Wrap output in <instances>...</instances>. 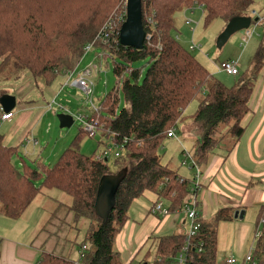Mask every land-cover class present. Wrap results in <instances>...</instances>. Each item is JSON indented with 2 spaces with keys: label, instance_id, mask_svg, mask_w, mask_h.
<instances>
[{
  "label": "trees",
  "instance_id": "1",
  "mask_svg": "<svg viewBox=\"0 0 264 264\" xmlns=\"http://www.w3.org/2000/svg\"><path fill=\"white\" fill-rule=\"evenodd\" d=\"M195 3L204 5L208 26L215 20L227 25L234 18L248 16L254 0H147L142 8L143 25L150 40L144 49L137 51L118 42L106 51L114 57L117 84L100 101L95 117L105 126L103 136L124 146L122 157L115 161V173L107 159L80 152L82 135L51 168L41 162L31 166L19 147L5 145L0 136V205L7 217L21 219L42 192L59 191L73 201L68 213L75 220L88 222L86 251L82 250L78 263L44 253L40 264H125L117 242L135 204L151 193L158 199L155 204L163 202L170 213H175L192 194V182L162 161L160 152L170 139L169 132L178 133L181 123L188 119L201 128L191 155L195 169L206 167L223 147L228 146L230 152L245 134L249 104L264 70V35L249 75L227 87L176 38L177 16ZM123 4L124 0H0V71L13 65L16 71L41 78L45 86L53 84L63 73L77 69L86 47L115 13L123 10ZM151 18L155 25L148 22ZM159 43L162 50L157 48ZM142 61H148L145 74L134 69ZM196 100L197 110L187 116L186 110ZM123 170L127 175L117 192L115 209L104 223L95 209L99 184L105 176ZM229 212H220L212 229L202 224L186 253V264H217L218 228L233 219ZM261 220L264 208L257 225ZM261 231L254 253L258 264H264V224ZM185 239V235L153 239L142 264H177ZM200 248L202 252H198ZM152 250L154 259L148 263Z\"/></svg>",
  "mask_w": 264,
  "mask_h": 264
},
{
  "label": "rangeland",
  "instance_id": "2",
  "mask_svg": "<svg viewBox=\"0 0 264 264\" xmlns=\"http://www.w3.org/2000/svg\"><path fill=\"white\" fill-rule=\"evenodd\" d=\"M127 1L124 0L123 10L115 13L114 17L121 15L124 7H127ZM185 11L177 16L178 31L176 38L178 37V42L190 52L193 43L201 46V50L192 51V55L218 81L227 87H233L239 83L244 75H249L255 53L263 40L264 22L257 24L255 34L247 45L243 44V31H240L233 35L223 48H219L218 38L227 26L225 21L215 20L206 26L205 10L204 13L198 8L193 13L191 11L185 13ZM253 11L258 13L257 18L262 19L264 17V0H254L253 6L247 12L248 17H251ZM114 17L110 21L114 20ZM187 20L199 23V25H190ZM192 29L195 30L194 33ZM159 45L162 46L161 43ZM109 50L110 46H98L93 52L83 57L77 70H86L92 64L102 69L100 74L91 78L95 85L94 96L87 97L78 88L70 89V95L66 91L68 96L64 97L63 95L61 97L65 109L73 111L77 115L85 116L88 111L92 110L89 106L91 100L98 105L115 88L117 79L113 72L114 57L106 52ZM96 55H99V57L97 58ZM237 60H239L238 76H230L218 70L221 63ZM147 62L142 61L136 64L134 69L141 70L145 74L148 66ZM80 71L78 73H81ZM64 82V79L60 77L53 84L45 86L41 78H35L29 72L16 71L13 65L7 66L3 71L1 70L0 98L3 95L13 96L17 99V106L13 110L15 119L0 124V136L5 137L8 146H19V153L31 166L36 167V162H41L42 165L51 168L74 140L82 135L80 152L87 156H95L98 159L107 153L109 155L107 156L108 167L110 171L115 173L117 170L115 154L118 150L103 136L101 131L96 132L94 135L87 134L83 132L79 122H75L72 128L61 129L58 115L64 114L63 111L57 114L46 113L47 105L51 103ZM120 97V106L124 108L126 103L121 93ZM198 105L199 101L193 102L186 110V115L192 116ZM104 127L103 125V129ZM183 134L181 126L176 137L166 140L160 152L163 163L169 165L172 169L179 170L180 174L187 167L186 161L188 164V160L191 159V156H184V152H182L183 143L180 138L184 137ZM32 139L38 141L36 148L27 144V141ZM187 148L189 151L193 150L192 147L187 146ZM15 163L21 165L18 159H15ZM195 181L196 178L194 183ZM198 188H200V180ZM72 203L71 197L62 192L44 191L36 197L30 209L19 220L7 217L4 214L3 206L0 205V246L9 242L29 246V244L35 242L34 247L36 248V254L39 253V259L44 253H49L48 250L52 248L58 250V253H54L56 256L64 257L68 250H74L76 257H78L77 252L82 251L85 245L86 232L84 234V231L87 226L85 219L75 220L72 213L70 214L72 218H64L65 211L68 213ZM53 219L59 221V230L52 228ZM218 229L220 232L217 264H226L229 258L242 261L250 254L252 248L254 249L253 254L255 253L259 240V238L256 239L258 225L255 220L251 221L247 218L240 221L236 218L232 223H221ZM53 245L57 247H53ZM148 251L149 248L141 254L142 259ZM154 255L155 252L150 251V257L147 258L148 263H152ZM36 264H39V261H36ZM132 264H142V260L138 259Z\"/></svg>",
  "mask_w": 264,
  "mask_h": 264
},
{
  "label": "crops",
  "instance_id": "3",
  "mask_svg": "<svg viewBox=\"0 0 264 264\" xmlns=\"http://www.w3.org/2000/svg\"><path fill=\"white\" fill-rule=\"evenodd\" d=\"M96 57L98 58L97 55ZM78 71L80 70H77V74H79ZM83 71L84 69L80 72ZM249 107L251 113L244 121L246 132L235 148H232L230 152L228 146L217 150L207 166L201 169H195L189 159L188 164L185 160L187 167L184 172L180 174L178 170L184 179L192 182L191 187L194 186L193 182L198 170L200 188L186 198L183 209L186 205L193 203L202 224L211 229L220 212L230 211L233 219L229 223L235 221L236 218L240 221L249 218L251 221L255 220L257 224L259 212L264 208V70L260 74ZM181 126L184 132V137L180 138L183 143L180 142L183 145L182 152L184 156H191L193 150L189 151L187 146L195 148L201 137V128L195 125L192 119L185 120ZM3 138L4 144L7 145L5 137ZM28 141H33V139ZM35 141L38 145V141ZM157 200L155 195L147 193L135 204L131 220L125 226L117 242L125 264H132L138 259L142 260L141 254L151 246L153 239L187 234L189 221L184 210L171 213L168 217L160 215L156 217L150 214L151 209L157 205L155 204ZM163 204L167 207L165 203ZM64 215V218H72L66 211ZM53 220L52 228L59 230V221ZM86 226L88 227L87 221ZM219 232L218 229V241ZM34 243L29 246L15 242L1 245L0 264H36V261L40 264L42 256L39 259ZM48 252L54 254L58 253V250L52 248ZM81 252L78 251V257H76L74 250H68L61 258L78 263Z\"/></svg>",
  "mask_w": 264,
  "mask_h": 264
},
{
  "label": "built area",
  "instance_id": "4",
  "mask_svg": "<svg viewBox=\"0 0 264 264\" xmlns=\"http://www.w3.org/2000/svg\"><path fill=\"white\" fill-rule=\"evenodd\" d=\"M145 1H147V0H143V2H145ZM196 8H198L199 10H201L204 13V5H199L198 3H195L194 6L191 9L186 10L185 13L187 11H191L193 13V11ZM126 17H127V7L125 6L124 11L121 13V15L114 17V20H111L110 22H108L102 28V30L99 32V34L96 36L95 40H93L86 47L84 57L87 54L93 52L94 49L97 48L98 46H110V49H111V48H113V45H116L118 42L120 43V29H121L120 26L122 27V25L126 21ZM257 17H258V13L256 11H253L251 13L252 24H251L250 28L247 30H244L243 34H242V42L244 45H247L249 43V41L251 40V38L253 37V35L255 34V29L257 27V24L262 22V21L264 22V17L262 19L258 18L259 22H254V18H257ZM148 22L150 23V25H152V24L155 25V22L152 18L149 19ZM187 23H189L190 25L191 24L199 25V23H195L191 20H187ZM192 32L194 33L195 30L192 29ZM118 36H119V38H118ZM177 39H178V37H177ZM149 40H150V36H147L146 41H149ZM97 42H99V43H97ZM98 44H101V45H98ZM158 49L162 50V46L159 45ZM196 50L200 51L201 46L193 43L191 46V51H196ZM97 56L99 57V55H97ZM238 65H239V60L227 61V62L221 63L218 66V70L220 72L226 73L230 76H238L239 75ZM101 72H102V69L100 67L92 64L89 68H87L86 70H84L83 72H81L79 74H77V69H75L74 71L63 73L62 79H64L65 82L61 86V88L57 92V94H55L51 103H49L47 105L46 113L51 112V113L57 114V113H60V111H63L64 114L71 115L74 119V123L79 122L80 125L82 126V130L87 134L94 135L96 132L102 131L103 125L100 123V120L95 117V113L98 112L100 109L99 103L97 105L95 102H93L91 100L89 106L92 110L89 111L88 114L84 116V115H77L73 111L65 109L62 105L63 99H61V97L63 95H64V97L68 96L66 94V91L70 95L71 94L70 89H74V88L81 89V91H83L87 95V97L94 96V86L95 85H94V82L91 80V78L100 74ZM13 117H14L13 112L7 114L0 107V122L5 123L7 121H11L13 119ZM168 137L170 139L175 138L176 137L175 130H171L168 134ZM27 143L29 145L34 144L35 146L37 144V142L35 140L27 141ZM111 144L118 150L117 153L115 154V157L116 158L122 157V155H123L122 153L124 152V146L121 144L119 145V144L113 143L112 141H111ZM107 156H109V155L107 153H105V155L99 159H102V160L107 159ZM195 178H196V181H195V183L193 182L194 186L191 188V193H193L199 186V172H198V170H197ZM182 210H184V212L187 215V219L189 221V228H188L187 234L185 235L186 236L185 246L176 259L177 264H186V253L190 249L191 245H193L192 244L193 240H195L198 237V235L201 231V228H202V222L200 220V216H199V214L195 208V205L193 203H190V205H186L185 208ZM150 214L152 216H156V217L159 215L162 217H168L171 213H170L168 207H166L162 202H160L155 207H153L151 209ZM263 224H264V220H261L260 223L258 224L256 239L261 237V234H262L261 228H262ZM82 250L86 251V247H83ZM253 250L254 249L252 248L250 254L242 262H239L233 258H229L226 261V264H258L254 260ZM198 252H202V248H200L198 250Z\"/></svg>",
  "mask_w": 264,
  "mask_h": 264
},
{
  "label": "water",
  "instance_id": "5",
  "mask_svg": "<svg viewBox=\"0 0 264 264\" xmlns=\"http://www.w3.org/2000/svg\"><path fill=\"white\" fill-rule=\"evenodd\" d=\"M143 0H128L127 1V17L120 30V44L126 48H133L137 51H142L145 47L147 34L143 25ZM254 22H259V19H254ZM252 18L248 16L237 17L232 19L226 26L223 33L218 38V47L223 48L230 38L240 31L250 28ZM17 106V99L10 95H3L0 98V107L7 113H12ZM60 128H72L74 119L71 115H58ZM127 175V170L120 171L117 175L105 176L98 189L96 200V214L107 223L110 214L116 206L117 192Z\"/></svg>",
  "mask_w": 264,
  "mask_h": 264
}]
</instances>
